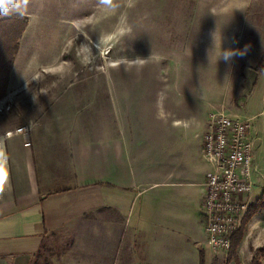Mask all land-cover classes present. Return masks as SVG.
<instances>
[{
  "label": "rangeland",
  "instance_id": "rangeland-1",
  "mask_svg": "<svg viewBox=\"0 0 264 264\" xmlns=\"http://www.w3.org/2000/svg\"><path fill=\"white\" fill-rule=\"evenodd\" d=\"M17 1L18 6H1L0 16L10 11L30 13L29 25L20 40L18 64L56 69L41 76L53 85L45 92L25 90L22 101L0 105V128L29 121L45 110L70 115L75 97L83 98V103L90 97L96 100L98 104L90 106L105 116L100 118L102 122L107 115L108 96L123 113V96L130 99L154 93L155 87L141 92L140 84L154 85L157 78L158 119L143 130L142 136L134 134L133 138L135 146L139 139V146H149L152 152L150 143L158 132L151 131L163 128L157 140L162 141L164 153L146 157L145 161L150 166L157 163L165 179L182 160L180 151L176 152L173 139H177L178 132L173 127L182 124L178 119H183L192 106L197 110L222 109L229 115L250 119L254 141L251 204L260 207L252 211L240 230L237 259L230 260V252L213 250L208 245L202 224L204 208L199 200H194L193 207L201 238L192 236V231L191 235L188 231L183 235L163 232L162 253L158 249L156 254L153 247L150 256L152 264H199L204 250L206 264H252L255 257L257 263L260 260L264 264V0ZM57 81L61 86L56 85ZM28 94L34 96L32 101H28ZM91 123V118H82L78 126L91 127ZM189 189L192 187L153 188L135 200L134 214L137 216L138 209L143 208L150 225L156 200L148 197L160 199V205ZM196 194L197 198L201 195Z\"/></svg>",
  "mask_w": 264,
  "mask_h": 264
},
{
  "label": "crops",
  "instance_id": "crops-1",
  "mask_svg": "<svg viewBox=\"0 0 264 264\" xmlns=\"http://www.w3.org/2000/svg\"><path fill=\"white\" fill-rule=\"evenodd\" d=\"M17 2H0V7L18 6ZM15 14L30 18L29 12L10 11L0 20ZM19 52L0 105L22 101L25 90L42 92L53 86L41 76L56 68L18 64ZM155 80L154 85L140 84L141 92L155 87L154 93L130 99L123 96V113L108 96L102 122L100 118L105 116L91 108L98 104L96 100L90 97L83 103V98L75 97L70 115L45 110L38 117L30 116L32 121L0 128V264H152L150 250L155 247L156 254L158 249L162 253L163 232L177 235L192 231V236L201 238L193 205L199 200L203 207L205 183L212 171L204 155V134L213 109L192 106L178 119L182 124L173 127L178 132L173 140L182 160L162 179L163 170L157 163L150 166L145 160L164 153L162 141L157 140L163 128L151 131L158 132L150 143L152 152L149 146H139V139L135 146L133 138L134 134L142 136L158 119L160 90ZM57 83L61 86V81ZM27 99L32 101L34 96L28 94ZM43 117L46 120L39 121ZM82 118H91L92 126H78ZM23 126H28V131H17ZM161 185L192 190L160 205V199L148 197L158 202V206L156 201L151 204L155 212L148 225L144 209L139 208L136 216L133 204ZM202 217L205 226L204 212ZM202 252L207 263L202 250L199 264Z\"/></svg>",
  "mask_w": 264,
  "mask_h": 264
},
{
  "label": "built area",
  "instance_id": "built-area-1",
  "mask_svg": "<svg viewBox=\"0 0 264 264\" xmlns=\"http://www.w3.org/2000/svg\"><path fill=\"white\" fill-rule=\"evenodd\" d=\"M17 131H28L26 126ZM254 141L251 120L217 109L209 113L204 155L211 164L203 197L207 243L229 252L252 203Z\"/></svg>",
  "mask_w": 264,
  "mask_h": 264
},
{
  "label": "trees",
  "instance_id": "trees-1",
  "mask_svg": "<svg viewBox=\"0 0 264 264\" xmlns=\"http://www.w3.org/2000/svg\"><path fill=\"white\" fill-rule=\"evenodd\" d=\"M29 25V18L24 14H15L9 17H5L0 20V99L7 94L9 85L10 74L15 62L16 55L20 49V40L23 37L27 27ZM260 206L258 204H251L249 212L246 216L248 220L252 211L258 210ZM242 240V232H238L233 238V245L230 249L229 259H237V250ZM252 264H261L258 257H255ZM200 264L205 263V257L202 252Z\"/></svg>",
  "mask_w": 264,
  "mask_h": 264
}]
</instances>
